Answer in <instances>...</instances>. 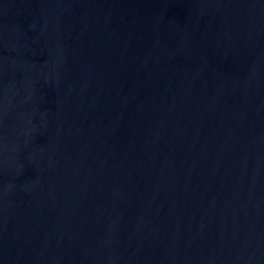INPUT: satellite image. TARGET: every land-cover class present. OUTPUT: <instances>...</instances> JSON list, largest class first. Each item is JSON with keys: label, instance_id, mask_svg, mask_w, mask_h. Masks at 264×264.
I'll return each mask as SVG.
<instances>
[{"label": "water", "instance_id": "water-1", "mask_svg": "<svg viewBox=\"0 0 264 264\" xmlns=\"http://www.w3.org/2000/svg\"><path fill=\"white\" fill-rule=\"evenodd\" d=\"M0 264H264V0H0Z\"/></svg>", "mask_w": 264, "mask_h": 264}]
</instances>
